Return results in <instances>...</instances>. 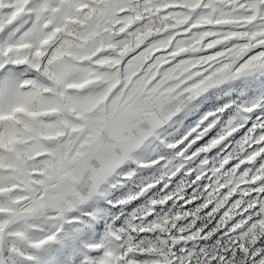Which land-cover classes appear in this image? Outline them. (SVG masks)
Listing matches in <instances>:
<instances>
[{"label": "snow or ice", "instance_id": "1", "mask_svg": "<svg viewBox=\"0 0 264 264\" xmlns=\"http://www.w3.org/2000/svg\"><path fill=\"white\" fill-rule=\"evenodd\" d=\"M250 75L264 0H0V264H264Z\"/></svg>", "mask_w": 264, "mask_h": 264}, {"label": "rangeland", "instance_id": "2", "mask_svg": "<svg viewBox=\"0 0 264 264\" xmlns=\"http://www.w3.org/2000/svg\"><path fill=\"white\" fill-rule=\"evenodd\" d=\"M250 91L255 95L250 96ZM203 95L207 99L197 106L198 109L203 107L206 111H216L218 108L228 106L233 108L231 117L237 114L242 105L264 101V76L250 75L229 80Z\"/></svg>", "mask_w": 264, "mask_h": 264}]
</instances>
